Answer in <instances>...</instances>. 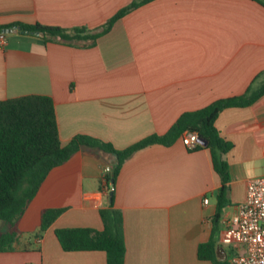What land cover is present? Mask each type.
<instances>
[{
    "label": "crops",
    "instance_id": "crops-1",
    "mask_svg": "<svg viewBox=\"0 0 264 264\" xmlns=\"http://www.w3.org/2000/svg\"><path fill=\"white\" fill-rule=\"evenodd\" d=\"M132 1L0 0V24L95 31ZM261 72L264 6L258 1L151 0L91 45L8 33L0 48V100L48 95L62 145L87 134L122 149L165 133L185 111L244 93ZM215 127L233 143L223 156L230 182L217 222L220 178L204 145L188 149L179 138L141 148L113 182L104 170H113L115 155L86 147L49 171L17 223L15 249L1 252L0 264H106L102 250H63L55 230H101L100 210L108 207L122 214L124 264H203L198 248L211 238L217 259L229 264L235 250L220 244V235L244 199L247 181L264 174V95L248 106L225 108ZM45 208L64 211L39 231Z\"/></svg>",
    "mask_w": 264,
    "mask_h": 264
},
{
    "label": "trees",
    "instance_id": "trees-1",
    "mask_svg": "<svg viewBox=\"0 0 264 264\" xmlns=\"http://www.w3.org/2000/svg\"><path fill=\"white\" fill-rule=\"evenodd\" d=\"M151 0H133L111 16L99 30L84 26L63 28L39 23L11 22L0 24V28L13 25L24 31H43L42 39L78 45L96 39L107 32L113 23L134 8ZM264 6V0H256ZM264 95V72L258 74L244 93L214 100L205 107L185 111L163 134L152 133L122 149L110 142L87 134H77L66 144L59 139L58 124L53 100L48 95L29 94L0 100V253L13 251L18 238L17 223L26 207L38 192L49 171L66 162L83 148H95L116 157L110 181H114L121 164L137 150L152 144L169 146L187 131H195L205 139L211 154L212 165L220 178L217 190L215 221L219 220L223 207L228 202L230 169L223 157L233 143L222 137L215 127L218 114L228 107H244ZM64 211V208H45L40 213L39 231L47 229ZM103 228L89 227L59 228L55 235L65 251L102 250L106 253V264H124L125 241L121 211L113 207L100 210ZM198 258L210 264H226L217 259L213 238L198 248Z\"/></svg>",
    "mask_w": 264,
    "mask_h": 264
},
{
    "label": "built area",
    "instance_id": "built-area-1",
    "mask_svg": "<svg viewBox=\"0 0 264 264\" xmlns=\"http://www.w3.org/2000/svg\"><path fill=\"white\" fill-rule=\"evenodd\" d=\"M5 43L6 34L0 32V48ZM182 142L188 149L202 146L195 131L185 132ZM104 173L109 180L112 168L107 166ZM113 189L111 184L107 191ZM203 201L207 203L208 199ZM220 244L235 250L228 259L229 264H264V174L247 181L244 199L236 205L222 231Z\"/></svg>",
    "mask_w": 264,
    "mask_h": 264
},
{
    "label": "water",
    "instance_id": "water-1",
    "mask_svg": "<svg viewBox=\"0 0 264 264\" xmlns=\"http://www.w3.org/2000/svg\"><path fill=\"white\" fill-rule=\"evenodd\" d=\"M0 32L5 33V34L6 33H12V32H24V33H30V34H35V35H39V36L44 35L43 31H24V30H21L20 26H18V25H13L12 27H8V28H0ZM199 141L204 146L207 144V141L201 137H199ZM110 196H112V192L110 193ZM220 250L222 251V248H218L216 251L219 258H220V256H219Z\"/></svg>",
    "mask_w": 264,
    "mask_h": 264
},
{
    "label": "rangeland",
    "instance_id": "rangeland-1",
    "mask_svg": "<svg viewBox=\"0 0 264 264\" xmlns=\"http://www.w3.org/2000/svg\"><path fill=\"white\" fill-rule=\"evenodd\" d=\"M6 35H8V33H6ZM5 229V225L3 223H0V230Z\"/></svg>",
    "mask_w": 264,
    "mask_h": 264
}]
</instances>
